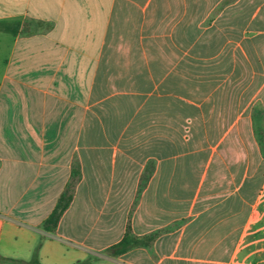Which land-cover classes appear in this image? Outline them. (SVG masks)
Returning a JSON list of instances; mask_svg holds the SVG:
<instances>
[{
  "label": "crops",
  "instance_id": "crops-1",
  "mask_svg": "<svg viewBox=\"0 0 264 264\" xmlns=\"http://www.w3.org/2000/svg\"><path fill=\"white\" fill-rule=\"evenodd\" d=\"M35 254L264 264V0H0V256Z\"/></svg>",
  "mask_w": 264,
  "mask_h": 264
},
{
  "label": "trees",
  "instance_id": "trees-1",
  "mask_svg": "<svg viewBox=\"0 0 264 264\" xmlns=\"http://www.w3.org/2000/svg\"><path fill=\"white\" fill-rule=\"evenodd\" d=\"M81 173L80 168L78 164H75L73 167V175L71 178V181L67 185L65 192L59 199V202L54 210V212L51 214V216L45 221L44 223V229L48 232L54 233L59 225V222L64 215L65 211L69 208L71 205L76 187L80 181ZM139 245V242L132 236L130 227L127 230V233L125 235V238L118 243L117 245L113 246L110 251H112L114 254H122L123 252H126L130 248ZM93 259H87L84 261H79L77 264H92ZM0 264H41L39 257L37 254L33 256V258L30 261H22L12 258H6L4 256H0Z\"/></svg>",
  "mask_w": 264,
  "mask_h": 264
}]
</instances>
